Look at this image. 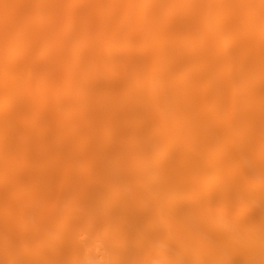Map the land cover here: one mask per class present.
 Here are the masks:
<instances>
[{"label": "bare ground", "instance_id": "1", "mask_svg": "<svg viewBox=\"0 0 264 264\" xmlns=\"http://www.w3.org/2000/svg\"><path fill=\"white\" fill-rule=\"evenodd\" d=\"M0 264H264V0H0Z\"/></svg>", "mask_w": 264, "mask_h": 264}, {"label": "rangeland", "instance_id": "2", "mask_svg": "<svg viewBox=\"0 0 264 264\" xmlns=\"http://www.w3.org/2000/svg\"><path fill=\"white\" fill-rule=\"evenodd\" d=\"M8 133H9L10 136H11V132L8 131ZM8 133H7V136H8ZM5 134H6V133H5ZM4 136H5V135H4ZM7 136H6V137H7ZM10 136H8V137H10ZM6 137H5V138H6ZM6 139H7V138H6ZM244 202H246V201L243 200V203H244ZM244 204H245V203H244ZM245 207H246V206H245ZM249 210H250V209H249ZM235 214H236V213H235ZM235 216H237V215H235ZM237 217H238V216H237ZM237 217H235V218L237 219ZM242 219L244 220V218H242ZM242 219H239V218H238V220H240V221H241Z\"/></svg>", "mask_w": 264, "mask_h": 264}]
</instances>
